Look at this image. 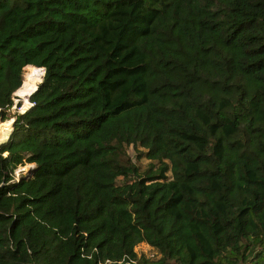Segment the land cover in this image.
<instances>
[{
    "label": "trees",
    "instance_id": "1",
    "mask_svg": "<svg viewBox=\"0 0 264 264\" xmlns=\"http://www.w3.org/2000/svg\"><path fill=\"white\" fill-rule=\"evenodd\" d=\"M11 117L0 264H264V0H0Z\"/></svg>",
    "mask_w": 264,
    "mask_h": 264
},
{
    "label": "rangeland",
    "instance_id": "2",
    "mask_svg": "<svg viewBox=\"0 0 264 264\" xmlns=\"http://www.w3.org/2000/svg\"><path fill=\"white\" fill-rule=\"evenodd\" d=\"M37 69V68H36ZM41 73V72H40ZM23 78H24V81H23V84H22V87L14 93V105L12 106V108L10 109L9 111V114L11 116H14L16 113L20 112V110H24L26 109L28 106H29V103H28V97L29 95L36 89V86L37 84L41 81V78H42V74H41V78L39 80V82L37 83H31V81H28V84L25 83L26 79H25V76L30 74V71L29 70H26V68H24V71H23ZM30 82V83H29ZM26 86V87H25ZM28 89V94L29 95H26L25 91ZM19 103V104H17ZM14 119V117H11L10 119H8L6 122L10 121ZM11 128V127H10ZM130 150V155H131V158L136 162V164L139 166L140 168V171L144 170L145 168H147L148 164L150 163L147 159L145 158H142V159H139V160H136L135 159V154L134 152L131 150V148H129ZM34 165L33 164H24V165H18L15 170L13 171V175L15 176V178L17 179L20 174H26V172L31 169ZM122 179V178H120ZM135 250L138 252V253H152L154 252L155 250H153L149 245H146V244H141L140 246H137L135 248Z\"/></svg>",
    "mask_w": 264,
    "mask_h": 264
},
{
    "label": "water",
    "instance_id": "3",
    "mask_svg": "<svg viewBox=\"0 0 264 264\" xmlns=\"http://www.w3.org/2000/svg\"><path fill=\"white\" fill-rule=\"evenodd\" d=\"M44 73V72H43ZM42 76H43V74H42ZM42 79V78H41ZM35 91V90H34ZM33 91V92H34ZM32 92V93H33ZM31 93V94H32ZM30 94V95H31ZM29 95V96H30ZM28 102L30 101L29 100V97H28V100H27ZM13 122H14V119H12L11 121H10V123L9 124H7L6 123V121H2L1 119H0V145L1 144H3L5 141H7L8 140V138H9V135H10V133H11V131H12V124H13ZM11 127V128H10Z\"/></svg>",
    "mask_w": 264,
    "mask_h": 264
},
{
    "label": "bare ground",
    "instance_id": "4",
    "mask_svg": "<svg viewBox=\"0 0 264 264\" xmlns=\"http://www.w3.org/2000/svg\"><path fill=\"white\" fill-rule=\"evenodd\" d=\"M26 70H29L30 71V74L26 75L25 76V83L28 84V81H31V83H37L39 82L40 78H41V73L35 68V67H32V66H28L26 68ZM30 83V82H29ZM26 87V86H25ZM26 95H29L28 94V89L24 90ZM7 121V120H6ZM11 121V120H10ZM10 121L6 122L7 124L10 123Z\"/></svg>",
    "mask_w": 264,
    "mask_h": 264
},
{
    "label": "built area",
    "instance_id": "5",
    "mask_svg": "<svg viewBox=\"0 0 264 264\" xmlns=\"http://www.w3.org/2000/svg\"><path fill=\"white\" fill-rule=\"evenodd\" d=\"M29 103V106L28 107H30V106H32V103L29 101L28 102ZM24 110H20V112H23ZM155 252H152L151 253V255L152 254H154ZM124 260H122V262H123ZM128 262H131V263H134V261L133 260H129V261H125V262H123V263H121V264H126V263H128ZM30 264H35V263H30Z\"/></svg>",
    "mask_w": 264,
    "mask_h": 264
},
{
    "label": "clouds",
    "instance_id": "6",
    "mask_svg": "<svg viewBox=\"0 0 264 264\" xmlns=\"http://www.w3.org/2000/svg\"><path fill=\"white\" fill-rule=\"evenodd\" d=\"M43 72H44V69H43ZM27 108H28V107H27ZM27 108H26V109H27ZM26 109H24V110H26Z\"/></svg>",
    "mask_w": 264,
    "mask_h": 264
}]
</instances>
